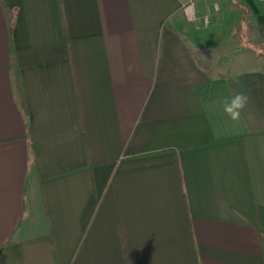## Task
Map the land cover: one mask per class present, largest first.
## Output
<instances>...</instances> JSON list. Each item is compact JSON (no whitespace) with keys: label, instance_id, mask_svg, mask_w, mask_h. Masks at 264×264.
<instances>
[{"label":"crops","instance_id":"0c3cea01","mask_svg":"<svg viewBox=\"0 0 264 264\" xmlns=\"http://www.w3.org/2000/svg\"><path fill=\"white\" fill-rule=\"evenodd\" d=\"M187 1L0 0V264H264V0Z\"/></svg>","mask_w":264,"mask_h":264},{"label":"clouds","instance_id":"9594fccd","mask_svg":"<svg viewBox=\"0 0 264 264\" xmlns=\"http://www.w3.org/2000/svg\"><path fill=\"white\" fill-rule=\"evenodd\" d=\"M249 97L244 92H233L229 98L222 101L223 112L233 121L239 122L241 114L247 106Z\"/></svg>","mask_w":264,"mask_h":264},{"label":"built area","instance_id":"2783aa9c","mask_svg":"<svg viewBox=\"0 0 264 264\" xmlns=\"http://www.w3.org/2000/svg\"><path fill=\"white\" fill-rule=\"evenodd\" d=\"M195 6H196L195 0H188L186 3H184L182 5L183 13H184L185 17L187 18V20H189V21H195L196 20ZM213 9H215V10L218 9L217 4H213ZM203 22H204V24H207V22H208V15L207 14H206V16H204Z\"/></svg>","mask_w":264,"mask_h":264},{"label":"rangeland","instance_id":"374dc122","mask_svg":"<svg viewBox=\"0 0 264 264\" xmlns=\"http://www.w3.org/2000/svg\"><path fill=\"white\" fill-rule=\"evenodd\" d=\"M219 5V7L221 8V5L220 4H218ZM229 21H227L226 23H228ZM236 22H238L237 20H236ZM224 23V22H223ZM223 23H221L220 24V27L222 28V24ZM232 26H233V23H232V21L230 22V24L228 25V28H232ZM212 22L210 23V29H212ZM227 27V26H226ZM210 32H211V30H210ZM236 53H238V52H236ZM237 56H242V59L241 60H246V66H248L249 64H250V62H252V59H250V57H248V56H244L243 54H238ZM233 58V57H232ZM243 62V61H242ZM235 64V63H234ZM237 64V63H236ZM225 69V68H224ZM230 69H237V66H235V65H231L230 66Z\"/></svg>","mask_w":264,"mask_h":264}]
</instances>
